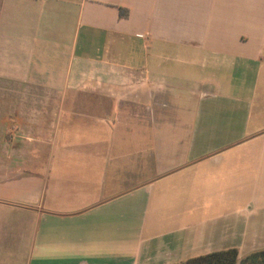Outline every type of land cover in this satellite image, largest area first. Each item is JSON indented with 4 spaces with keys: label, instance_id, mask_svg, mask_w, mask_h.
Listing matches in <instances>:
<instances>
[{
    "label": "crops",
    "instance_id": "crops-1",
    "mask_svg": "<svg viewBox=\"0 0 264 264\" xmlns=\"http://www.w3.org/2000/svg\"><path fill=\"white\" fill-rule=\"evenodd\" d=\"M233 249L264 250V0H0V264Z\"/></svg>",
    "mask_w": 264,
    "mask_h": 264
},
{
    "label": "trees",
    "instance_id": "trees-1",
    "mask_svg": "<svg viewBox=\"0 0 264 264\" xmlns=\"http://www.w3.org/2000/svg\"><path fill=\"white\" fill-rule=\"evenodd\" d=\"M121 15L127 16V11L122 9ZM182 264H264V250L254 252L241 260L237 250H227L190 259Z\"/></svg>",
    "mask_w": 264,
    "mask_h": 264
},
{
    "label": "rangeland",
    "instance_id": "rangeland-1",
    "mask_svg": "<svg viewBox=\"0 0 264 264\" xmlns=\"http://www.w3.org/2000/svg\"><path fill=\"white\" fill-rule=\"evenodd\" d=\"M167 113L170 114V110H168Z\"/></svg>",
    "mask_w": 264,
    "mask_h": 264
}]
</instances>
